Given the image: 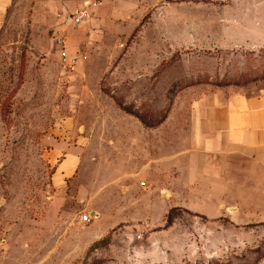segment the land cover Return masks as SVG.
I'll list each match as a JSON object with an SVG mask.
<instances>
[{
  "label": "rangeland",
  "instance_id": "rangeland-1",
  "mask_svg": "<svg viewBox=\"0 0 264 264\" xmlns=\"http://www.w3.org/2000/svg\"><path fill=\"white\" fill-rule=\"evenodd\" d=\"M263 81L264 0L0 2V264H264V179L191 111Z\"/></svg>",
  "mask_w": 264,
  "mask_h": 264
},
{
  "label": "crops",
  "instance_id": "crops-1",
  "mask_svg": "<svg viewBox=\"0 0 264 264\" xmlns=\"http://www.w3.org/2000/svg\"><path fill=\"white\" fill-rule=\"evenodd\" d=\"M191 111L197 113L204 152L243 157L251 164L253 177L264 179V81L208 88L198 95Z\"/></svg>",
  "mask_w": 264,
  "mask_h": 264
},
{
  "label": "built area",
  "instance_id": "built-area-1",
  "mask_svg": "<svg viewBox=\"0 0 264 264\" xmlns=\"http://www.w3.org/2000/svg\"><path fill=\"white\" fill-rule=\"evenodd\" d=\"M88 17V13L86 9H80L68 16L70 21L78 22ZM56 43L59 49V56H60V65L62 70H70L74 68L78 63H81L85 58V54H71L68 53L63 38L60 35H56L55 37ZM82 218L84 220H88L90 215L88 213H83Z\"/></svg>",
  "mask_w": 264,
  "mask_h": 264
}]
</instances>
